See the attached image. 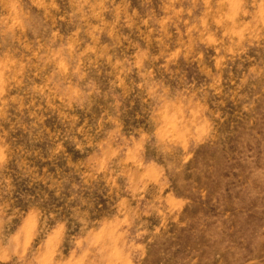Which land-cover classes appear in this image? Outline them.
<instances>
[{"label":"clouds","instance_id":"9594fccd","mask_svg":"<svg viewBox=\"0 0 264 264\" xmlns=\"http://www.w3.org/2000/svg\"><path fill=\"white\" fill-rule=\"evenodd\" d=\"M135 99L143 123L129 128ZM229 101L244 120L236 190L264 216V0H159L143 14L126 0H0V264H264V219L247 212L234 236L229 211L196 221L207 244L166 243L191 223L178 187L222 138ZM21 181L43 195L21 206Z\"/></svg>","mask_w":264,"mask_h":264},{"label":"rangeland","instance_id":"374dc122","mask_svg":"<svg viewBox=\"0 0 264 264\" xmlns=\"http://www.w3.org/2000/svg\"><path fill=\"white\" fill-rule=\"evenodd\" d=\"M130 3L131 7H135L143 14L146 9L157 7L159 0H126ZM188 2V0H185ZM107 19H111V14H106ZM71 25H62V30L69 31ZM125 33L128 30L123 29ZM107 40V37H104ZM180 71L186 73L189 78L195 77L199 82H203L204 78L199 75V70L194 63L180 62ZM238 106L233 105L230 101L221 108L222 115L227 118L222 124L219 125L222 138L215 143L202 145L197 149L196 156L190 161L183 175L184 183L180 184L178 190L186 193L192 203L185 207L184 214L181 216V220L188 219L191 223L186 228H180L177 230L176 225H171L169 231L173 233L174 239L169 238L166 242L167 246L171 248L175 246L174 255H180L186 253L191 248L197 245L203 246L208 243L203 233L197 237L193 229L196 228V221L201 217H220L225 212H231L232 219L231 224L225 221V233L228 236H234L235 233L229 232L228 228H231L241 216L242 213L247 212V221L253 222L260 219H264V216L259 214L255 210V203H245V197L241 191L236 190L237 181L235 177L238 173L236 168H243L237 159L236 153L238 152V143L240 138V129L244 127V120L237 115ZM141 112V104L139 99H135L133 106L129 108L126 114V122L129 128L139 126L143 121L137 120L136 116ZM49 127H55L57 121L56 117L52 116L47 121ZM43 147V145H41ZM211 166L212 172L207 171V167ZM180 177H177L179 180ZM175 185V181H174ZM207 185L208 194L206 198H201L199 194V188ZM223 187L227 196H218L217 193ZM196 189L195 191L193 189ZM43 195L42 191H38L34 186L28 188L25 181H21L18 185V203L23 206L27 199L36 197L37 199ZM20 197H23L21 199ZM215 198V202H214ZM53 206H56L57 202L53 198L49 201ZM223 204V207H222ZM211 223H215L214 220Z\"/></svg>","mask_w":264,"mask_h":264}]
</instances>
